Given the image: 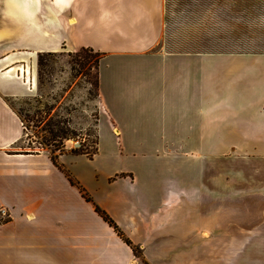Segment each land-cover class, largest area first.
I'll return each mask as SVG.
<instances>
[{"label":"crops","instance_id":"obj_1","mask_svg":"<svg viewBox=\"0 0 264 264\" xmlns=\"http://www.w3.org/2000/svg\"><path fill=\"white\" fill-rule=\"evenodd\" d=\"M165 2L0 0V264H135L96 205L152 264L219 244L264 264V50H168ZM82 47L102 53L97 151L55 163L10 99L36 93L38 53Z\"/></svg>","mask_w":264,"mask_h":264},{"label":"rangeland","instance_id":"obj_2","mask_svg":"<svg viewBox=\"0 0 264 264\" xmlns=\"http://www.w3.org/2000/svg\"><path fill=\"white\" fill-rule=\"evenodd\" d=\"M160 45L171 51L264 50V0H166ZM79 50L81 48L50 54L46 52L40 78L37 62L36 93L10 99V103H15V109L28 124L20 142L25 151L45 150L50 155L54 151L60 155L61 150L65 153L75 148L94 147L100 112L99 98L93 83L95 63L92 58L85 67L79 65L78 60L84 59L76 56ZM89 52L95 54L97 51L93 49ZM80 68L81 72H78ZM51 120L60 121L67 131L66 137L51 138L48 130H45L47 122ZM244 167L248 166H239L240 169ZM259 167L261 165L258 163L249 167V172H252L249 177H254L256 188L262 184V180L257 179L258 174L254 175ZM254 203L264 204L263 197L256 195ZM7 219L0 217V220ZM243 247L229 244L208 246L206 264H229L238 249L241 251ZM200 248L203 256L202 246H186V264L205 263L198 260ZM263 251L264 245L256 244L252 253L261 254ZM213 252L219 256L210 260L209 256ZM135 254V264H152L142 250Z\"/></svg>","mask_w":264,"mask_h":264},{"label":"trees","instance_id":"obj_3","mask_svg":"<svg viewBox=\"0 0 264 264\" xmlns=\"http://www.w3.org/2000/svg\"><path fill=\"white\" fill-rule=\"evenodd\" d=\"M92 50H93L92 48L82 47L81 50L76 52V56H78V57L80 56V59L84 58L83 60H78L79 61L78 62L79 65H82V67H85V65L93 58L94 63H95V73L93 75V77H94L93 83H94V86L96 88L97 95H98V64H99L100 58L102 57V53L97 51L95 54H92V53L90 54L89 51H92ZM83 51L85 52L84 54H82ZM45 53L46 52L38 53V60H37V62H38V78H40L41 75H42V67L44 65V55H45ZM47 53L50 54L52 52H47ZM78 72H81V68H80V70H78ZM11 104L15 108V103L14 104L11 103ZM17 113L19 114V116H20V118H21V120L23 122V125H24V136H25L26 129L28 128V124L26 123L25 119L21 116L20 112L17 111ZM47 126L48 127H45V130H48V132L51 135L52 139H55L58 136L66 137L65 133L67 131L64 129V127L61 126L60 121L51 120L50 122H47ZM97 142H98V138H97V134H96V140H94V147L92 149H89V148H86V147H80V148L73 149L71 152L76 153V154L83 153V154H86V155L92 157L97 151ZM51 153H52L51 157L54 160V162L58 163L57 159H58V155L59 154H56L54 151H52ZM61 153H63V150H61ZM72 182H73V180H72ZM82 191H83L84 196L87 197L90 200L91 199L90 196L83 189H82ZM95 208H96V211L106 221H108L112 226H114V228L122 236V238L128 244H130L132 246L134 252L139 251V253H141V248L138 245L133 244V242L128 237H126L124 235V233L120 230V228L118 227L116 222L113 220V218L105 210L100 208L98 205H96Z\"/></svg>","mask_w":264,"mask_h":264},{"label":"built area","instance_id":"obj_4","mask_svg":"<svg viewBox=\"0 0 264 264\" xmlns=\"http://www.w3.org/2000/svg\"><path fill=\"white\" fill-rule=\"evenodd\" d=\"M23 126H24V125H23ZM75 142H76L77 146H79V141L76 140ZM9 216H10V213H9L8 208H6V207H2V208L0 209V217L5 219V218H9Z\"/></svg>","mask_w":264,"mask_h":264},{"label":"bare ground","instance_id":"obj_5","mask_svg":"<svg viewBox=\"0 0 264 264\" xmlns=\"http://www.w3.org/2000/svg\"><path fill=\"white\" fill-rule=\"evenodd\" d=\"M25 72V71H24Z\"/></svg>","mask_w":264,"mask_h":264}]
</instances>
